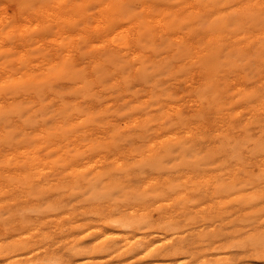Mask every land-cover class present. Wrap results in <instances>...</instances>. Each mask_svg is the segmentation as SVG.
<instances>
[{"label":"bare ground","instance_id":"6f19581e","mask_svg":"<svg viewBox=\"0 0 264 264\" xmlns=\"http://www.w3.org/2000/svg\"><path fill=\"white\" fill-rule=\"evenodd\" d=\"M246 154L262 178L264 0H0V264H194L223 231L188 222L263 201Z\"/></svg>","mask_w":264,"mask_h":264},{"label":"rangeland","instance_id":"374dc122","mask_svg":"<svg viewBox=\"0 0 264 264\" xmlns=\"http://www.w3.org/2000/svg\"><path fill=\"white\" fill-rule=\"evenodd\" d=\"M148 77H151V75L149 74V73H147L146 74ZM136 81H138V80H136ZM141 82V80L140 81H138L137 83H140ZM221 137H219V136H214L213 138H212V143L213 144H220V142H221ZM246 156V162L247 163H245V166L243 165V166H241L238 170H236V174H237V177L240 179V180H248L247 182L249 183V179H250V177H251V174H254V172L257 174V172H259L260 170H259V168L258 167H260V166H258V163H259V157H255L254 155H249V154H246L245 155ZM248 164H250V165H248ZM252 170V171H251ZM254 170V171H253ZM238 171V172H237ZM256 174H254V175H252V176H254L253 178H254V180H256V182H254V180H253V183L252 182H250L249 184L247 183V182H245V186H244V188H245V191L244 192H246V193H249V192H251V191H254V190H259V194H261L262 193V200L263 201H261V204L260 205H257L256 207H252V206H245V205H243V204H240V203H238V202H235V203H233V204H220L221 206L219 207V211H220V213H219V215H217V217L215 216V218L214 217H211L210 218V223H209V221L208 222H204V221H202V220H200V218L199 219H196V220H193L192 222H188L189 224H188V226L190 227V229L191 228H194V227H202V226H205L208 230H212L213 228H215V229H217V230H221V231H223V232H221V239H219V243H220V245L221 246H223L222 248H220V249H218V250H209V252H207L206 250H202V249H199L198 250V254L197 255H199L198 256V259H200L199 261H197V262H194V264H204L203 262H208V264H216L217 263V259L218 258H220V257H226V256H228V255H231V254H239V256L242 258V260H243V262H238L239 260H237V261H235V263L233 262H231L230 264H237V263H239V264H247V263H249V264H264V260L263 259H260V258H256V257H253V254L251 255V252L253 251V249H254V246H255V240H254V235L256 234V233H258L259 231H263L264 230V225L262 226V224H264V207H261L262 205H264V176L261 178V177H259L258 178V180H257V177H256ZM261 174V173H260ZM262 174L264 175V172H262ZM230 174H226L225 176L226 177H228ZM249 175V176H248ZM260 176H262V175H260ZM246 177H249V178H246ZM250 179V180H251ZM260 179H263V181L262 180H260ZM258 182V183H257ZM257 183V184H256ZM252 184V185H251ZM254 184V185H253ZM255 184H256V186H255ZM247 186H249V188L247 187ZM250 186H252V187H250ZM240 204V205H239ZM241 206V207H240ZM260 207V209L259 210H257V208H259ZM223 208V209H222ZM243 208H245V209H243ZM221 209H222V211H221ZM256 209V210H255ZM252 210H253V212H252ZM222 212V213H221ZM224 212V213H223ZM244 212V213H243ZM227 213H228V216H227ZM224 214V215H223ZM230 214V215H229ZM258 214H260V215H258ZM262 214H263V216H262ZM223 215V216H222ZM242 216V217H241ZM248 216V217H247ZM249 216L250 217H253V218H249ZM258 216H260L259 218H257ZM210 217V216H209ZM220 217H223L222 219L220 218ZM246 217V218H245ZM254 217H256L255 219H254ZM175 218H176V221H178L179 223L178 224H185V222H182V218L181 217H178V215H175ZM218 219V220H217ZM220 219H221V222H220ZM212 220H214V221H212ZM230 220V221H229ZM237 220V221H236ZM251 220H254V221H251ZM261 220V221H260ZM229 221V222H228ZM232 221L234 222V224H232ZM249 221H251V222H249ZM225 222H226V225H225ZM235 222H236V224H235ZM196 223L198 224V225H196ZM243 223H245L246 225H244L243 226ZM249 223V224H248ZM259 223H261V224H259ZM222 224H224V225H222ZM230 225V226H229ZM187 225H186V227H188ZM227 226V227H226ZM251 226V227H250ZM249 227V228H248ZM247 230H246V229ZM233 229V230H232ZM235 229V230H234ZM238 229L240 230V232L238 231ZM244 229V230H243ZM188 231V230H187ZM236 231H238L239 232V234H238V232H237V234L236 233H234V232H236ZM226 232V233H225ZM232 232V233H231ZM242 232H246L244 235H246V236H248V237H246V236H244L243 235V233ZM225 233V234H224ZM229 233V235H228V237L226 236V234H228ZM241 233V234H240ZM252 233V234H251ZM233 235V237H232V235ZM249 234V235H248ZM224 235V236H223ZM237 235V236H236ZM236 236V237H235ZM245 238H244V237ZM251 236V237H250ZM223 237V238H222ZM227 237V238H226ZM241 238V239H240ZM232 239H234V240H232ZM237 239H239V240H237ZM243 239V240H242ZM237 241H239V242H237ZM230 242V243H229ZM236 242V243H235ZM247 242H249V243H247ZM230 244V245H228L227 246V248H225L226 247V245L227 244ZM223 244V245H222ZM225 244V245H224ZM250 245V246H249ZM242 246V247H241ZM249 247V248H248ZM253 249H252V248ZM248 249H249V251H248ZM228 250V251H227ZM242 250V251H241ZM245 250V251H244ZM51 251H52V253H51ZM217 253H216V252ZM225 251V252H224ZM223 254V255H221V253ZM240 252V253H239ZM205 253V254H204ZM210 253H212V254H210ZM216 253V254H215ZM220 253V254H219ZM228 253V254H227ZM250 253V254H249ZM253 253V252H252ZM44 254H46L45 252H44ZM48 254H50V255H56V256H59V255H63V256H65V257H68V254H67V252L65 251V249H52V250H50L49 252H48ZM208 254H209V256H208ZM214 254V255H213ZM225 254V255H224ZM227 254V255H226ZM247 255V256H246ZM251 255V256H250ZM242 256H244V257H246V260H244L245 258L244 257H242ZM33 256H30V258H32ZM204 257V258H203ZM114 258H115V256H113L112 258H110L109 259V261L111 260V261H114ZM241 258H240V260H241ZM250 258H252V260L250 261ZM254 258V259H253ZM103 259H108L107 257H103ZM103 259L102 258H100V261H102L103 262ZM209 260V261H208ZM245 261V262H244ZM250 261V262H249ZM263 261V262H262ZM141 262V263H140ZM207 262L205 263V264H207ZM212 262V263H211ZM220 262H222V260H220ZM247 262V263H246ZM252 262H254V263H252ZM134 264H148L147 262H146V260H144L143 262L142 261H135V262H133ZM219 263V262H218ZM112 264H115V262H112ZM180 264V263H179ZM181 264H193V262H186V263H181ZM226 264H228V263H226Z\"/></svg>","mask_w":264,"mask_h":264}]
</instances>
